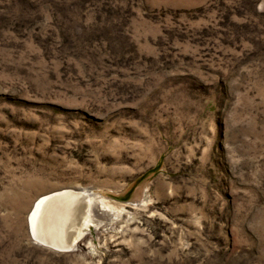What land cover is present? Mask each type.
Listing matches in <instances>:
<instances>
[{"label": "rangeland", "instance_id": "374dc122", "mask_svg": "<svg viewBox=\"0 0 264 264\" xmlns=\"http://www.w3.org/2000/svg\"><path fill=\"white\" fill-rule=\"evenodd\" d=\"M62 188L89 246L30 237ZM0 264H264V0H0Z\"/></svg>", "mask_w": 264, "mask_h": 264}, {"label": "bare ground", "instance_id": "6f19581e", "mask_svg": "<svg viewBox=\"0 0 264 264\" xmlns=\"http://www.w3.org/2000/svg\"><path fill=\"white\" fill-rule=\"evenodd\" d=\"M116 211L109 200L88 189L54 190L33 202L27 216L29 234L40 244L56 248L75 247L79 239L85 243L89 237L86 230L89 223L93 222L96 229L105 220L114 221ZM86 243L89 246L90 242ZM81 247L79 243L76 249Z\"/></svg>", "mask_w": 264, "mask_h": 264}]
</instances>
